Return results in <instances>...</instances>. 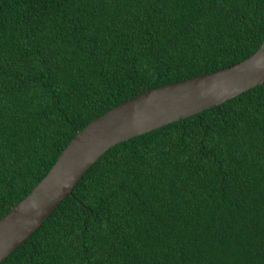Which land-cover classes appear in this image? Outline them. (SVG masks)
<instances>
[{
  "label": "trees",
  "instance_id": "1",
  "mask_svg": "<svg viewBox=\"0 0 264 264\" xmlns=\"http://www.w3.org/2000/svg\"><path fill=\"white\" fill-rule=\"evenodd\" d=\"M263 40L264 0H0V220L94 118ZM1 264H264V84L109 149Z\"/></svg>",
  "mask_w": 264,
  "mask_h": 264
},
{
  "label": "water",
  "instance_id": "2",
  "mask_svg": "<svg viewBox=\"0 0 264 264\" xmlns=\"http://www.w3.org/2000/svg\"><path fill=\"white\" fill-rule=\"evenodd\" d=\"M264 84V40L231 67L152 88L94 118L76 133L48 174L0 220V264L46 222L112 147L218 107Z\"/></svg>",
  "mask_w": 264,
  "mask_h": 264
}]
</instances>
